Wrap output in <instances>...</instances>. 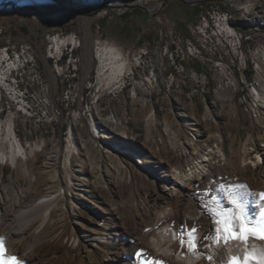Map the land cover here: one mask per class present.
Masks as SVG:
<instances>
[{
  "label": "rangeland",
  "instance_id": "1",
  "mask_svg": "<svg viewBox=\"0 0 264 264\" xmlns=\"http://www.w3.org/2000/svg\"><path fill=\"white\" fill-rule=\"evenodd\" d=\"M0 1V46L27 43L34 49L54 102H59L56 98L63 83L52 77L50 63L41 61L45 36L76 34L81 40V46L73 50L80 58L76 76L67 77V84L81 86L79 95L70 93L74 100L82 96L80 102L66 106L56 122L25 112H3L0 117L3 126L10 122L14 145L18 141L23 151L15 167L9 159L0 160V191L6 197L19 193L7 207L6 221L15 223L14 209H26L41 195L65 188L50 219L40 228L45 239L42 248L58 254L46 264H82L86 252L100 263L105 247L89 239H105L116 219L160 216L147 192L162 187L164 175L172 176L174 166L187 172L216 145L225 159L208 160L204 183L192 188L194 193L178 190L177 197L188 203L185 215L200 213L210 219L202 203L209 211L217 208L211 195L230 207L221 191L229 185L242 183L254 193L264 192V142H259L264 137V0H141L120 7L111 0H53L57 5L53 8L30 0L35 6L27 10L19 8L22 0ZM236 3L241 6L234 7ZM211 6L232 13L229 23L243 34L240 66L206 63L180 53L185 51L184 40L192 38L189 28L196 14ZM247 6H251L248 16L244 14ZM66 11L74 12L75 17L55 19V14ZM87 31L90 36L84 43ZM95 41L113 44L128 55L130 74L121 86L97 76ZM87 53L88 70L84 65ZM236 53L226 47V54ZM69 70L65 68V72ZM211 134L220 137L218 143ZM248 136L255 141L254 146L246 145L248 161L256 159L255 154L261 158L253 168L242 165ZM10 147L8 133L2 132L0 153L8 156ZM128 151L138 153L142 163ZM55 153L57 159L49 161ZM52 171L58 178L49 185ZM237 192L250 213L264 203L255 205L257 197L245 198L243 190ZM40 221L37 218L28 224L21 243L33 242L37 236L34 227ZM208 232L205 228L199 231L202 247L211 243L203 239ZM8 234V239H16ZM74 244L84 248L73 252ZM198 258L208 264L205 252H198Z\"/></svg>",
  "mask_w": 264,
  "mask_h": 264
},
{
  "label": "bare ground",
  "instance_id": "2",
  "mask_svg": "<svg viewBox=\"0 0 264 264\" xmlns=\"http://www.w3.org/2000/svg\"><path fill=\"white\" fill-rule=\"evenodd\" d=\"M32 1L44 8H53L57 6L53 0ZM32 1L22 0L18 6L19 8L26 10L28 8H33L35 4ZM73 1L77 3L79 0ZM111 1L116 7L130 6L141 3V0ZM248 5L250 4L248 3ZM250 9L251 6L245 7L244 14L248 16L250 14ZM75 15L76 14L71 11L59 12L55 14V19L61 21L65 19H72L75 17ZM232 17V13H229V11H224V21L229 23ZM53 34L59 37L54 43L55 51L60 49V46L64 41H68L69 43L76 42L72 36L69 37V34ZM89 36L90 34L87 31L85 40L83 39L84 43ZM95 44L97 45L95 46V59L98 61V74L102 77L104 76V78H107L106 80H108V84L114 85L128 73L129 69L131 68V61L128 55H124L123 52L113 44L104 41H95ZM229 47L235 52H239L238 44H230ZM84 56L86 60V64L84 65H86L88 70L90 61L89 53L85 54ZM11 81L12 70L4 69V74L0 75V83H10ZM79 99L81 100L80 96L75 100L80 102ZM75 100L72 98L70 93L66 94V102L68 105H73ZM253 115L255 114L253 113ZM9 123L10 122L3 126V124L0 122V137L2 132H5V135L8 133V138L11 144L9 155L7 156L4 153H0V160L2 162L6 159H9L11 165L15 167L18 159L22 157L21 154L23 151H21L18 147V141L15 140L17 146L14 145V134ZM97 131L100 135L99 129H97ZM95 135L96 134H94V136ZM210 137L213 138L217 143L220 140V137L216 136V134H211ZM259 142H264V137H260ZM254 144V139H252L251 136H248L243 150L242 165L253 168L256 167L257 159H261L259 154H255L254 157H256V159L248 161L250 154L246 148V145L254 146ZM117 152L121 151L118 150ZM128 152L138 163H142L138 153L135 151ZM218 156H222L223 160L225 159V155L217 145L214 148H209L206 156L196 161V163L190 167L187 172L182 173L178 166H174L172 176L164 175L165 184L162 187H154L147 192L151 203L159 209L161 213L160 216L153 218L152 215L141 214L137 217H135L136 215L133 216L132 219H127V217L116 219L112 222L111 226L108 227L109 231L107 230L108 232L106 234L104 233L106 235L105 239H103L102 236H95L89 239L92 240L95 245L99 244L105 247L102 260L98 264H136V257L134 253L139 248L144 249L141 259H159L163 261L164 264H205L201 262L202 259H200V262L196 261L199 259L198 254L191 255L186 248L184 250L181 249L179 240L181 238V233L185 232V228L181 227L182 223L186 224L187 228H191L193 224H195L197 228L196 241L198 245H200L199 252H205L206 256L211 255L213 257L211 261L207 259L208 264H226V261L230 256L242 253L246 248V245L237 240L229 241L227 244L221 241L219 246L202 247L200 244L201 237L199 231L203 228L209 231L210 228H214V225L211 224L209 218L200 213L193 217L185 215L184 207L188 203L184 200V198L177 197L179 189H188L194 193V189L192 190V188H196V186H198L207 175L206 171L208 167L206 168V166L208 160L214 159ZM57 157L58 153H55L51 156L49 161H54L57 159ZM192 160V158L189 159L190 164H193ZM57 178L58 174L55 171H52L49 176V185H53ZM64 189L65 188L63 187L58 188L56 193L41 195L34 203L28 204L26 209H14L12 214L16 218L15 223L6 221V218L9 217L7 216V210H9L7 207L11 202L18 198L19 193L16 192L14 197H6L0 191V237L5 238V251L0 252V264H12L11 257H17L20 260L26 261V264H46L48 261L53 260V258L58 257V254H49L46 250H44V248H42L43 244L45 243V239L39 233L43 223H46L50 219L51 209L57 203L58 199L63 196L65 192ZM28 193H31V189H28ZM261 207H264V203ZM37 218L41 219L39 224L35 225V230L33 231L34 233H37V236H35L33 242L21 243L20 241L22 237H24V231L26 228H28V224ZM173 221H175V224H173ZM8 232L9 234L16 236V239L18 240L14 241L16 239H8L6 235ZM252 243L255 244L257 248L262 246V242L258 240H254ZM207 245H211V243H207ZM83 248L84 246L74 244L72 251L77 253ZM82 264L97 263H95L92 259V253L86 252L85 259Z\"/></svg>",
  "mask_w": 264,
  "mask_h": 264
},
{
  "label": "built area",
  "instance_id": "3",
  "mask_svg": "<svg viewBox=\"0 0 264 264\" xmlns=\"http://www.w3.org/2000/svg\"><path fill=\"white\" fill-rule=\"evenodd\" d=\"M240 6L241 3L234 5V7ZM223 13L224 10L218 6H211L208 10H200L196 14L195 20L189 28L192 38L184 40L185 51L180 52L182 57L196 58V60L213 64L223 62L227 66H233L237 63L240 66V57H244L243 34L236 30L234 24L223 20ZM70 36L76 42L64 41L58 51H55L54 43L59 37L53 32L47 33L45 36L47 45L41 61L50 63L52 77L55 80L60 79V82L63 83L56 98L59 102H54L50 96L52 88L45 78L43 68L41 69L38 65L34 49L29 44L12 43L0 46V75L4 74V69L12 70V81L0 83L1 118L3 112L14 114L25 112L37 117H49L56 122L61 112L66 110V106H73L67 104L66 94L75 93L79 95L81 86L76 87L75 83L67 84V77L76 76L80 58L73 55V50L81 46V40L76 34H69ZM230 44H238L239 52L226 54V47H229ZM142 53H146V51ZM67 67H70V70L65 72ZM129 74L128 71L125 76ZM97 76H101L98 74V70ZM125 76L114 85L121 86L124 84ZM80 97L82 100V96ZM190 254L192 255L191 252Z\"/></svg>",
  "mask_w": 264,
  "mask_h": 264
},
{
  "label": "snow or ice",
  "instance_id": "4",
  "mask_svg": "<svg viewBox=\"0 0 264 264\" xmlns=\"http://www.w3.org/2000/svg\"><path fill=\"white\" fill-rule=\"evenodd\" d=\"M243 190L247 195L257 197L255 205H260L264 202V192L254 193L248 189L246 184L229 185L222 188L224 198L228 201L230 207H225L221 202L220 197L211 195L212 202L217 204V208H207L206 203H202L204 209L210 217L211 224L214 228H210L209 232L203 238L205 242L211 240V245L206 246H219L223 241L227 244L229 241L237 240L246 245L242 253L230 256L226 264H264V207H259L256 213H250L245 204L240 200L237 190ZM205 191L211 192V189ZM203 195V193H200ZM175 224V221H173ZM185 228V232L181 233L179 244L182 250L185 248L193 255L198 254L200 245L196 241L197 228L195 224L191 228H187L186 224H181ZM175 235V234H174ZM4 237H0V252H4ZM258 240L262 242V246L257 248L252 241ZM144 253L143 248L135 251L136 264H164L163 261L154 258L141 259ZM211 261L213 257L207 256ZM12 264H26V261L20 260L17 257H11Z\"/></svg>",
  "mask_w": 264,
  "mask_h": 264
},
{
  "label": "trees",
  "instance_id": "5",
  "mask_svg": "<svg viewBox=\"0 0 264 264\" xmlns=\"http://www.w3.org/2000/svg\"><path fill=\"white\" fill-rule=\"evenodd\" d=\"M197 70H200L199 68H197Z\"/></svg>",
  "mask_w": 264,
  "mask_h": 264
}]
</instances>
